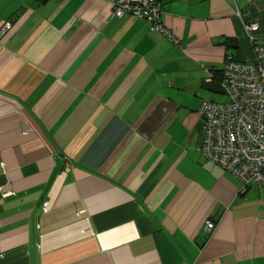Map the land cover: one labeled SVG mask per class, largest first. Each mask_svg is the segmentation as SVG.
I'll return each instance as SVG.
<instances>
[{"label":"crops","instance_id":"0c3cea01","mask_svg":"<svg viewBox=\"0 0 264 264\" xmlns=\"http://www.w3.org/2000/svg\"><path fill=\"white\" fill-rule=\"evenodd\" d=\"M159 5L170 35L111 0H0V264H264V188L203 157L198 112L264 0Z\"/></svg>","mask_w":264,"mask_h":264},{"label":"built area","instance_id":"2783aa9c","mask_svg":"<svg viewBox=\"0 0 264 264\" xmlns=\"http://www.w3.org/2000/svg\"><path fill=\"white\" fill-rule=\"evenodd\" d=\"M111 10L118 18L129 14L148 20L152 30L170 35L162 24L159 0H111ZM258 28V20L244 22L253 59L228 55L224 60L220 86L228 100L203 99L198 110L203 124L201 154L238 178L241 192L252 184L264 188V44L253 36ZM214 227L207 219L203 233L210 234Z\"/></svg>","mask_w":264,"mask_h":264},{"label":"trees","instance_id":"16d2710c","mask_svg":"<svg viewBox=\"0 0 264 264\" xmlns=\"http://www.w3.org/2000/svg\"><path fill=\"white\" fill-rule=\"evenodd\" d=\"M44 1V0H43ZM256 32V31H255ZM256 43H259L258 41H256ZM262 44H264V43H262ZM220 76L222 77V69H221V71H220ZM221 80V79H220ZM221 92H223L222 91V89H221ZM227 97V96H226ZM228 100V99H227ZM226 102V101H225Z\"/></svg>","mask_w":264,"mask_h":264}]
</instances>
